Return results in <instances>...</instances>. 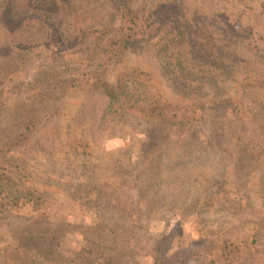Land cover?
Masks as SVG:
<instances>
[{"label": "rangeland", "instance_id": "obj_1", "mask_svg": "<svg viewBox=\"0 0 264 264\" xmlns=\"http://www.w3.org/2000/svg\"><path fill=\"white\" fill-rule=\"evenodd\" d=\"M8 1L33 16L14 30L0 23V264H90L96 250L107 264H264V238L247 241L249 225L219 204L237 189L264 217V163L247 146L264 133V0H129L130 11L155 10L154 39L104 53L100 31L120 26L115 0H58L57 13L53 0H0V11ZM170 4L183 19L160 17ZM129 68L205 116L163 126L108 114L84 83ZM185 68L192 91L165 75ZM185 200L194 209L182 213Z\"/></svg>", "mask_w": 264, "mask_h": 264}, {"label": "trees", "instance_id": "obj_2", "mask_svg": "<svg viewBox=\"0 0 264 264\" xmlns=\"http://www.w3.org/2000/svg\"><path fill=\"white\" fill-rule=\"evenodd\" d=\"M65 2L67 8L71 1L70 0H63ZM59 3L58 0H53V4H50L49 8H46L52 13H57L61 10L57 9L60 6H57ZM115 6L121 10V21L120 26L113 30H101L100 34L102 37L103 35H107V40L105 45L97 44V49L101 50L102 53L109 50V47H116L114 50L121 51L123 48H138L141 42H150L154 39L155 33H153L156 29L154 26V18L156 15L155 10L152 12H138V11H130L129 9V0H115ZM180 4V3H178ZM171 7V4L168 5ZM171 11L163 10L160 12V17H164L166 20L171 19L172 23L183 19L180 14L178 15L175 13V5H172ZM63 8V10L65 9ZM177 11V10H176ZM178 12V11H177ZM179 13V12H178ZM36 14V18L44 19L45 24L49 25L51 28V35L57 40L61 41L63 44L69 43L65 39L69 38L65 36V33L57 26L53 19L47 18L45 14ZM71 19H74L75 13L72 11ZM33 12H26L23 15H18L15 13L14 8L12 6V1H8L4 6H2L0 11V23L5 28H10L12 30L17 29L21 26L24 22L27 21L28 17L32 18ZM184 31H179L174 34L175 37L169 42V48H172L176 52L174 55L173 53H168L166 59L168 61H174L177 58L181 57L180 55V48L174 46V41L178 45L179 42L183 39ZM65 38V39H64ZM105 38V37H104ZM74 43H72V46ZM176 45V46H177ZM103 48V49H102ZM110 52V51H108ZM182 58L180 61L177 62V65H183L185 62ZM169 62V63H170ZM191 64V62H188ZM168 64V68H169ZM167 77L171 81L178 80L177 87L182 89V91L190 89L191 82L195 77L193 74L189 72L188 68L184 69H177V70H166L165 72ZM144 73L139 72L136 69H124L117 73L116 81L114 83H110L103 78H99L100 76L98 73H92L91 77L84 83V86L87 88H92V92L95 95H101L105 99L106 111L108 114H115L119 116H131L134 118H139L143 122L146 123H156L163 126H172V125H191L193 126L196 123H193L194 118H192V114L196 116H200L202 118L205 116L206 112L204 109H192L188 107H180L177 104H174L165 94L164 92L158 87L154 81L145 76ZM194 84V83H193ZM199 84V83H197ZM200 85V84H199ZM188 87V88H187ZM193 91H197L199 86H196ZM200 88H203L200 87ZM91 92V93H92ZM198 118V120H199ZM196 122H198L196 120ZM257 136L253 137L252 140L256 141ZM251 140V139H250ZM189 142V138H184L183 140L176 143L178 149L185 148ZM174 144V142H170ZM252 145V146H251ZM245 147V145H243ZM247 146L250 147V151L256 150L258 151L256 157L259 162L264 163V133L257 139L256 142H249ZM175 148L171 150V152H175ZM247 151V150H246ZM249 152V151H247ZM255 156V155H254ZM160 165L157 164V168ZM159 173L155 172V177L150 178L151 183L154 184L155 182L160 183L163 176H160ZM264 178V176L262 177ZM235 186V185H234ZM261 191L260 194L263 195L264 201V182L261 183L259 186ZM236 189V194L234 198L224 199L222 202H219L221 207H224V204L228 205L229 210L237 211L238 214L242 219H244V224L249 225L248 230H251V234L247 237V241L252 239L251 244L254 242H259L264 238V217L253 216L252 211L254 210V201L250 195H246L245 193L241 194ZM225 194V193H224ZM226 195V194H225ZM111 204L115 202L114 199L110 200ZM86 203H90L89 199ZM186 205V200H185ZM121 209V208H120ZM172 209V208H170ZM194 209L193 205H186V208L180 207L182 213L185 210ZM119 210V209H118ZM136 211V215L139 214L137 211L138 209H134ZM125 211V210H124ZM102 220V219H101ZM98 227H103L102 224L98 225ZM250 244L249 242H247ZM250 244V245H251ZM94 255L90 261V264L98 263L101 258H103L104 262H100V264H107L108 256L105 252H100L96 250ZM82 260L79 264H83ZM95 261V262H94Z\"/></svg>", "mask_w": 264, "mask_h": 264}]
</instances>
